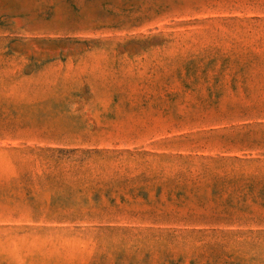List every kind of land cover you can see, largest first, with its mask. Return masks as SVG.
<instances>
[{
    "label": "rangeland",
    "instance_id": "374dc122",
    "mask_svg": "<svg viewBox=\"0 0 264 264\" xmlns=\"http://www.w3.org/2000/svg\"><path fill=\"white\" fill-rule=\"evenodd\" d=\"M0 264H264V0H0Z\"/></svg>",
    "mask_w": 264,
    "mask_h": 264
}]
</instances>
